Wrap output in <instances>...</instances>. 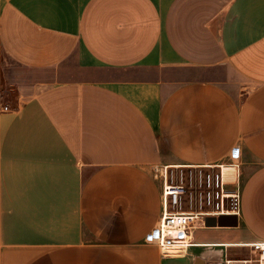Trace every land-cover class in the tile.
<instances>
[{"label": "crops", "instance_id": "0c3cea01", "mask_svg": "<svg viewBox=\"0 0 264 264\" xmlns=\"http://www.w3.org/2000/svg\"><path fill=\"white\" fill-rule=\"evenodd\" d=\"M223 67L247 94L170 76ZM166 164L224 165L228 189L238 164L241 189L169 257L148 241ZM260 242L264 0H0V264H233Z\"/></svg>", "mask_w": 264, "mask_h": 264}, {"label": "built area", "instance_id": "2783aa9c", "mask_svg": "<svg viewBox=\"0 0 264 264\" xmlns=\"http://www.w3.org/2000/svg\"><path fill=\"white\" fill-rule=\"evenodd\" d=\"M230 167L236 176V180L232 182L234 187L231 189H228V182L225 181L224 165L195 167L208 171L192 170L189 181L185 180L183 175L178 177L177 181L174 176L171 181L166 176L163 189L164 213L157 227L148 235V241L159 247L162 256L178 255L188 250L193 245L191 230L197 223L205 222V217L239 215L240 169L238 164H232ZM196 206L200 210H194ZM253 247L260 253V262L264 264V242L254 243Z\"/></svg>", "mask_w": 264, "mask_h": 264}, {"label": "rangeland", "instance_id": "374dc122", "mask_svg": "<svg viewBox=\"0 0 264 264\" xmlns=\"http://www.w3.org/2000/svg\"><path fill=\"white\" fill-rule=\"evenodd\" d=\"M89 75V74H88ZM171 77L176 78L178 81H189L194 79H211L217 80L224 84H228L230 88H234L235 91L243 96L248 93L251 88V85L243 78L240 77H233V74L229 72V69L226 67L218 68V69H195V68H181L177 69L175 73L170 74ZM233 82V85L230 83ZM156 168V169H155ZM153 169L154 175L160 178L163 182L166 181V176L168 180L171 181L172 177L174 176L175 180L183 175L185 180H190V173L191 171H208V169H192L183 165H176V164H166L157 166ZM194 172V173H197ZM186 207V204H184ZM200 210L199 208L194 207V210ZM220 232L217 231H206L200 232L201 239H217L218 237L221 238L224 235H218ZM230 258L236 261L237 263L233 264H261L260 260L258 259V254H256L252 247H240V248H231L229 249ZM242 261H250V262H242Z\"/></svg>", "mask_w": 264, "mask_h": 264}, {"label": "water", "instance_id": "95a60500", "mask_svg": "<svg viewBox=\"0 0 264 264\" xmlns=\"http://www.w3.org/2000/svg\"><path fill=\"white\" fill-rule=\"evenodd\" d=\"M211 220H215V218H213V217H207V219H206L207 225H211V222H210Z\"/></svg>", "mask_w": 264, "mask_h": 264}]
</instances>
